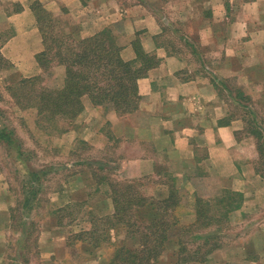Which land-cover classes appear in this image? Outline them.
Listing matches in <instances>:
<instances>
[{
    "label": "crops",
    "instance_id": "0c3cea01",
    "mask_svg": "<svg viewBox=\"0 0 264 264\" xmlns=\"http://www.w3.org/2000/svg\"><path fill=\"white\" fill-rule=\"evenodd\" d=\"M230 5L260 10L264 8V0H162L157 4L149 0H0V60L19 77L16 81L9 80L7 89L9 84L34 77L42 81L45 78L43 87L47 85V88H61L63 84V66L55 64L51 67L55 74L46 77L36 60L37 55L45 51L46 35L51 36L48 32L45 35L40 13L48 15L47 20L53 24L59 22L67 36H71L70 40L111 30L124 61L136 58L133 43L137 42L156 62L145 77L137 80L140 101L135 111L121 114L94 106L88 97H83L82 112L72 122L65 119L69 125L60 131L59 156L70 158L59 160V168H53L64 170L65 175L60 179L58 191L54 189L47 194L50 199L39 218L42 234L53 231L63 235L65 240L72 235L73 242L84 246V232L93 233L95 220L114 218L116 189L129 200L136 195L145 199V204L132 207L138 218L148 211L158 212L157 204L174 195L180 203L173 213L179 224L186 227L197 225V198L211 206L225 195L233 194L239 206L228 208L230 213L264 212V159L259 151L258 136V131L264 134V126L261 128L255 108L242 102L248 98L259 99L264 108V56L258 64L249 58H258L264 49V14L258 17L263 25L255 26L254 20L251 21L253 26L245 23L242 37H235L240 44L229 47L227 41L237 34L238 24V16L233 24L236 15L229 13ZM168 9H176L175 19L168 20L171 17ZM166 21L188 24L185 25L188 32L173 37L183 46L163 40L169 27ZM197 22L201 24L195 25ZM117 26L121 31L116 30ZM171 33L174 35L173 31ZM230 62L236 63L235 66ZM229 89L241 91L243 100L235 97L234 92L229 95ZM8 96L14 99L11 94ZM238 106L254 116L251 127L247 126L244 116L233 117ZM0 115L4 113L1 111ZM3 126L8 128L0 124V128ZM72 143L78 147L75 146L76 150H71ZM67 149L74 154L68 155L71 152ZM194 170L201 173L199 177L191 176ZM26 171H38V183L42 179L49 181L47 169L42 171L26 165ZM211 183L223 193L218 200L213 193L198 192L207 190ZM66 188L69 193H65ZM74 194L80 196L76 198ZM52 196H57L58 201L52 200ZM26 204L23 208L29 215L35 208ZM74 205H78L79 212L85 216L70 223L59 220L57 214ZM23 224L28 230L35 226V221L27 220ZM129 230L131 228L122 226L111 228L109 244H115L113 233L124 232L128 239L124 237L117 243L129 246ZM175 233L165 242L158 264L178 261ZM131 239L139 243L135 237ZM185 239L188 245L191 240ZM47 241H51V236ZM88 250L76 259L71 254L65 255L60 262L111 264L115 259L104 251H95L94 247ZM218 253L205 256L204 261L183 264H229L238 259L234 252L216 263L214 257H218Z\"/></svg>",
    "mask_w": 264,
    "mask_h": 264
},
{
    "label": "rangeland",
    "instance_id": "374dc122",
    "mask_svg": "<svg viewBox=\"0 0 264 264\" xmlns=\"http://www.w3.org/2000/svg\"><path fill=\"white\" fill-rule=\"evenodd\" d=\"M160 1L162 0H149V3L157 4ZM176 9H168V14L171 16L168 17V20H171V18L175 19L174 17L178 14ZM228 11L236 15L232 20L234 21V25L238 16V24L235 27V32L237 31V34H234V37L229 38L227 41L229 47L238 45L239 42L237 43L236 40L242 37L240 35H242V31L245 30V23L253 26L251 21L254 20L255 26L263 25L262 22H260L261 20H258V17L264 14V8L258 10L256 8L252 9V7H244V5L235 8V5H230ZM53 18L55 17L53 16ZM228 18H230L229 15ZM244 20L248 21L246 22ZM165 23H168L169 27L167 28L168 32L163 40H167L170 44L173 43L183 46V43L180 44L179 41L175 40L173 37L175 34L179 36V34L185 31L188 32V27L185 26L188 24H183L179 21H166ZM194 24L198 25L201 23L197 22ZM43 25L46 28V32L51 34L50 38H48L49 45H54L52 42L56 39L54 38V34L58 35L63 32L64 35L67 34L59 22L53 24V21L44 20ZM116 30L121 31L119 26L116 27ZM171 31H173L174 35ZM236 36L237 38H235ZM246 43L248 42H244L243 44ZM262 51L259 53L258 58L249 56L254 64H258V61L262 60L264 49ZM230 63L232 66L236 64L234 62ZM3 66L4 65L0 64V112L2 111L4 113V116L0 115V124L8 126L9 129H14V137L17 139V142L14 146H9L0 142V264H62L60 259L65 255L71 254L73 258L76 259L80 254H83V251L84 253L90 251L88 250L89 244H93V238H98L99 234V232H96L93 235L83 238L85 239V245L81 246L79 242H73L75 238H73L72 235H69L67 238L64 236L66 238L65 240L63 239V235L60 236L59 233L57 234L51 231L50 234H42L39 230V222L41 221L39 218L41 217V212L45 211L43 206L44 204L48 205L47 199L49 197H47V194L54 189L57 190L60 179L65 175L64 170L60 169L59 171L53 168L55 166L59 168V160H69L70 158L67 155H63V157L59 156V142L62 135L60 131L66 128L69 122L65 119L52 120L46 113L39 116L35 107H28L30 103H28V99L22 94V92L25 93V90L15 91L23 96L22 107L16 103L15 99H10L8 95L12 94V91L7 89L6 84L9 80L16 81L19 77L17 74L11 73L13 72L11 68H2ZM44 73L47 77V75H54L55 71L50 68ZM44 81L45 78H43V81L37 80V84H35L34 87L36 92L40 90V86L43 87ZM17 83L14 82L13 85L9 84L10 88H15L16 85L14 84ZM229 86L236 88L233 83H229ZM46 87L48 86L46 85ZM236 91L234 95L238 97L239 90L237 93ZM26 93L30 94L29 91H26ZM242 95L244 94L242 93ZM239 99L243 100L241 97ZM258 101L259 99L253 101L248 98V100H243L242 102H248L255 108L254 112L257 116V120L260 126H264V108L260 104L262 102ZM26 105L27 107L23 108V106ZM6 114L7 116H5ZM240 116H244L242 118H245V121L248 122L247 126L251 127L253 123L252 118H254V116H251L245 109L238 106L233 117L236 118ZM248 130L249 127L247 131ZM75 146L76 145L72 143L71 150H76ZM87 149L88 148H86V150ZM67 150L71 152L68 155L73 153L70 149ZM19 151L21 153L20 156ZM49 164H51V167ZM26 165L28 167L30 166V168L42 171L47 169L50 174V177H48L49 181L42 179L43 181L41 180L40 183H36L37 185L35 184L37 189L35 197L30 190V177H28L25 172ZM69 172L71 171L68 170V173ZM198 174L201 173L198 170H194L191 176L197 178L199 177ZM211 184L209 188H206L207 190L204 191L199 189L198 192L200 194L203 193L202 195H207L208 192L213 193V196L216 197L215 199L218 200L219 194L223 193H221L213 183ZM3 190L5 192H3ZM67 190H69V188H66L65 193H69ZM67 196L69 197L68 194ZM67 196L65 199H67ZM74 196L78 198L80 195L74 194ZM70 197L73 198V195H70ZM225 197L227 198V196ZM51 198L54 201H58L57 196H52ZM68 200L71 199L69 198ZM94 201L95 199L92 200V203ZM25 203H27V206L31 205L36 211L33 210L28 215L27 210L23 208ZM210 207L217 208L219 212L212 216V221L210 223L208 222L209 220H203V223L208 224V226H200L203 224L200 221L201 224L194 226L186 235V237L191 240L187 245L188 252H190L189 254H192V257L202 259L216 251L217 253L219 252V258L214 257L217 263L219 260L222 261V258L229 256V254L234 255V252H236L238 254V259L236 261L234 260L235 262H229V264H264V212L233 214L228 211L229 207H227L226 204H218V202L212 203ZM79 210V206L74 205L67 211L59 212L57 217L63 222L70 223L85 216V214H83L82 211L79 212ZM27 220L35 221V226L28 230L23 224V222L25 223ZM100 224L101 222H96V228L99 227ZM102 227L106 229L107 225L105 222H102ZM49 236H51L50 242L47 241ZM200 236L201 238L198 239ZM111 237H114L115 244H109L110 240L98 238L100 240V244L98 245L99 250L95 249V251L101 253L104 251L106 255L112 256L115 249L119 248V246H126L123 245L124 242L117 243L119 240L123 241L124 237L127 238L126 233L124 234V232H121L117 234L115 232ZM128 237H130L128 247L134 249L138 248L140 245L138 241H133L129 235ZM68 238L70 240H68ZM135 238L139 240L137 236ZM86 241H90V243L87 244ZM65 242L67 243L66 246H64ZM52 253L59 257H54L51 255ZM73 264L76 263L73 262Z\"/></svg>",
    "mask_w": 264,
    "mask_h": 264
},
{
    "label": "trees",
    "instance_id": "16d2710c",
    "mask_svg": "<svg viewBox=\"0 0 264 264\" xmlns=\"http://www.w3.org/2000/svg\"><path fill=\"white\" fill-rule=\"evenodd\" d=\"M39 18L42 24L44 20L48 19V15L40 13ZM44 32L46 35V30ZM48 38L50 36L46 35L45 51L37 55L36 60L45 72L54 67L55 64L63 66L65 69L63 84L61 88L40 86V90L36 92L34 87L40 78H23L15 84V88H8L12 91L11 95L17 104L22 107L23 94L30 103L28 107H35L39 116L46 113L52 120L66 119L71 122L83 110V97H88L94 106L114 110L121 114L131 113L138 108L140 96L137 89V80L145 77L147 71L156 65L154 58L145 54L139 43H133L136 58L132 61H124L119 54L120 47L116 36L111 30H105L92 37L80 40H70L72 38L67 34H54V38H56L52 41L54 45H49ZM0 64L6 65L2 60H0ZM4 66L2 68H5ZM16 90H25V93L22 92L20 95L15 92ZM26 91H29L30 94ZM228 92L231 95L234 91L229 89ZM241 96L242 93L239 91L238 98ZM26 107L27 105L23 106V108ZM252 120L254 123L255 119L252 118ZM13 134L14 131L5 126L0 128V140L9 146L16 145L17 139L13 138ZM258 136L259 151L261 158L264 159V134L262 135V132L258 131ZM26 172L30 177V190L35 197L37 193L35 183H38L40 174L38 171ZM115 191L116 195L113 199L116 213L114 218L95 220L97 223L101 222L99 227L93 230L92 234H90L91 232H84L86 237L99 232V239L109 240L108 233L111 228L120 226L123 229L131 228L128 235L131 237L137 236L140 245L135 249L128 246H119L112 255L115 259L111 264H158L159 255L165 251V242L173 236L174 232L178 236V261L175 264L198 260L204 261L205 258L197 259L188 252L184 239L193 228V225L186 227L177 221L173 209L180 203L178 197L176 199L174 195H170L169 198L157 204L158 212L148 211L143 217L138 218L132 212V207L145 204V199L136 195V197L133 196L129 200L124 194L119 195V189ZM225 196L227 198L223 197L224 199L220 200L218 204H226L230 209L234 205L235 207L239 206L235 195L227 194ZM195 206V223L198 225L201 224L200 221L203 223V220H209L210 223L212 216L219 212L217 208L210 207L208 202H203L198 198ZM95 221L94 223H96ZM102 222L107 225L106 229L102 227ZM204 225L208 226L204 223L200 226ZM98 238H93L94 243L89 244V249L92 250L93 247L95 249L98 247L100 244Z\"/></svg>",
    "mask_w": 264,
    "mask_h": 264
}]
</instances>
